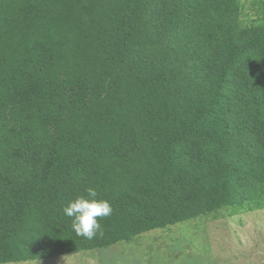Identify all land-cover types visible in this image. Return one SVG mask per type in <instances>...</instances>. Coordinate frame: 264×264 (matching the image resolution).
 <instances>
[{
    "label": "trees",
    "instance_id": "obj_1",
    "mask_svg": "<svg viewBox=\"0 0 264 264\" xmlns=\"http://www.w3.org/2000/svg\"><path fill=\"white\" fill-rule=\"evenodd\" d=\"M94 187L103 235L64 213ZM264 209V23L238 0H0V264Z\"/></svg>",
    "mask_w": 264,
    "mask_h": 264
},
{
    "label": "rangeland",
    "instance_id": "obj_2",
    "mask_svg": "<svg viewBox=\"0 0 264 264\" xmlns=\"http://www.w3.org/2000/svg\"><path fill=\"white\" fill-rule=\"evenodd\" d=\"M244 27L264 23V0H238ZM8 264H264V209L201 216L107 248Z\"/></svg>",
    "mask_w": 264,
    "mask_h": 264
},
{
    "label": "clouds",
    "instance_id": "obj_3",
    "mask_svg": "<svg viewBox=\"0 0 264 264\" xmlns=\"http://www.w3.org/2000/svg\"><path fill=\"white\" fill-rule=\"evenodd\" d=\"M85 193L69 200L64 213L72 218V228L76 235L91 240L96 235H103L98 218L110 216L113 209L110 202L101 198L94 187H87Z\"/></svg>",
    "mask_w": 264,
    "mask_h": 264
}]
</instances>
